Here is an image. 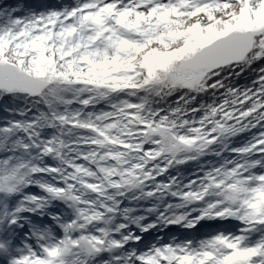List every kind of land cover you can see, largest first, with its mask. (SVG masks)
Masks as SVG:
<instances>
[{
    "label": "snow or ice",
    "instance_id": "6c2138e0",
    "mask_svg": "<svg viewBox=\"0 0 264 264\" xmlns=\"http://www.w3.org/2000/svg\"><path fill=\"white\" fill-rule=\"evenodd\" d=\"M0 264H264V0H0Z\"/></svg>",
    "mask_w": 264,
    "mask_h": 264
}]
</instances>
